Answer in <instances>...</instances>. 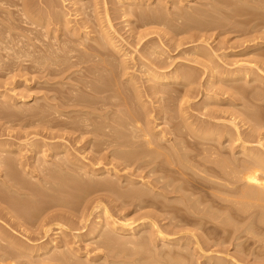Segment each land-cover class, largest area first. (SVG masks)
<instances>
[{
    "label": "bare ground",
    "instance_id": "bare-ground-1",
    "mask_svg": "<svg viewBox=\"0 0 264 264\" xmlns=\"http://www.w3.org/2000/svg\"><path fill=\"white\" fill-rule=\"evenodd\" d=\"M62 1L64 2L65 0H62ZM113 1L111 2L114 3ZM146 1L147 0H121V3H122L121 5H122V8H124L123 9L124 13L130 15L131 12H134L137 9V7H139V6H136V9H135L134 7L135 5H139L140 3H144ZM181 1H182V4L188 3L187 0H181ZM258 1L260 4H257L258 6L257 5L255 6L259 8L261 6V8L263 9L264 0H258ZM36 2L38 6L41 4L43 5L39 6V8L35 9L34 11H31L29 10L30 9L29 7L31 6V3H29V0L27 1L25 0H0V14L2 13L6 14L5 22L3 23V20H0V22H2L0 23V26H2L3 24V27H0V70L2 66H4L6 63L11 64V66L6 64L10 67L7 66V68H5L6 67L5 66L4 69L2 68V70H4L5 72L3 76L4 75L8 76L15 70L14 69L15 67L13 66V64L18 65L17 68L19 67V65H21V69H23L22 65H24V67L25 66L27 67L29 63H27L26 65L23 62H26L28 60L32 62V64H34L33 66L35 65H37V67L39 66L40 70L41 68L48 69L49 65L59 67L58 65H59V62L61 61L60 62L61 69L59 68L60 70L57 71L58 68L56 69L54 67V72H59V75H62V73L65 74L66 70L68 72V69L70 70L71 69L70 67L72 66L78 68V65H80L81 63H84V65H82L83 66L82 68L75 69L71 71L70 74L66 75L65 80L70 79L69 82L71 85V87L68 88L69 89L68 94H63V95L59 94L57 96H55L54 94L51 96L48 95V98L53 96V98L56 99V102L50 101L53 98L49 99L50 102L47 101V98H46V103L49 106L51 105L54 107V108L53 107L50 108V109L53 108L52 109L53 111L50 116L51 118L53 116L52 119H50V117L46 118V112L48 111H45L46 110L45 108H43L45 109L43 110L38 105L33 107V105L30 103V101L33 99L35 103H36V99H39V102H40L41 98H34L32 96L33 98L29 100V99H26L23 95L21 96V94L20 96H17V97L14 96L15 94L10 95L7 92V90H5L6 92L5 91L0 92V103H1L0 106L4 105L1 107L2 114L0 112L1 114L0 117L6 120L4 122L10 123L11 119L9 117H12V116H14L18 121L19 120L22 121L24 119L27 121V119L31 120V118L34 119L35 117L41 116V118L39 119H41V121L44 120V122L42 121V123L51 124L50 125L51 127L49 126V124H46L49 126L48 129L52 130L53 126L56 127L54 129H57L54 132L53 131L50 132L46 130L47 131L46 135L51 137L52 141H45L44 138H42L43 140L41 141L34 140L32 142L28 141L27 143H25V145L27 144L28 146L26 147V151L30 153L32 164L35 163V160L37 161L36 155L38 154L40 155L39 162L37 161L35 165L27 166V163L30 164L29 161L21 159L20 157V155L22 156L21 151L24 150L22 149L23 147L22 148L20 147L22 143L14 144L15 143L14 141H13L14 143H11L7 139H5L7 141H5L4 139L0 140V203L1 202L5 203V206H0V218H2L3 221L7 223V225L6 223H4L5 226H7L6 228H3L2 225L4 224L0 226V242H3L2 244L6 243V246L8 244V248L12 246L11 247L12 250L10 248L7 249V247L6 248L1 247L0 264H193L194 263L195 261L194 259H193L194 261H192L193 263H191L190 259L192 257L189 258L190 257L189 251L188 253L186 251H183V250H187L186 247H189L188 242H185V241L182 242L180 246L182 250L176 249L179 247L178 244L180 243V240L182 239H179L180 237L169 238L165 236L164 234L165 231L162 233L160 230L161 228L160 227H159L160 229L157 228V225L155 221H153V219H151L152 221L150 220L151 222L150 221L141 222L138 224L137 223L133 224L134 222L128 223L127 221L124 222L122 221L123 220L122 217H121V221H116L118 220V218L114 220L115 218L113 217V215L112 217L114 219H111V215H110L111 213L109 214L107 212L108 208L106 209V206H105L106 204L104 203L105 205H103L102 203V199L104 198V196H107V197L112 196V199L114 198L113 201L118 200L120 204L121 202H123V204L126 203L125 206L127 205V203L129 204L131 203L133 204V206L137 205L139 207H143L144 205H146L148 207L154 206L155 208L162 207L161 209H165L163 207L170 208V207L176 206V204L174 205L173 203L177 201L178 197L174 199L176 200L174 202L172 201L173 199L171 200L173 202V203L171 202L172 204L167 203L168 201H166V203H163L162 201H156L157 199H155L154 197L157 195L164 197L166 194L170 193L172 190L174 192L176 190L182 189L183 192L182 190H180V192L182 193V200H181L182 208L187 207L186 209L188 212L186 215L190 214L189 211L196 212V214L197 213L200 214L199 216L197 214V217L196 215L194 217H196V221L197 219L200 218L201 221L199 220V223L201 222V225L199 223H196L195 219H193V215L195 213H192L193 214L191 215L192 217L189 216V218L193 219V223L196 225L199 224L200 226H202V220L207 221L205 222V224L203 221V226L206 225L207 223L210 224V222L215 223V221H218V222L220 221L219 224L218 223L216 224H218L219 226L221 225V227L224 230H226L227 233L230 231V229H232L230 232L233 231L234 233L233 232L232 233L234 235L236 234L235 231L236 232L237 230L239 231L241 227L239 224L241 220L243 221L245 218V221H243L245 225V222L248 216L249 218L251 217L250 219H252V217L254 219L256 218L255 219L256 223H255V220H252V222L250 223L251 225L253 224V221L255 225L257 223H261L264 225V149L261 150L259 149L260 148L259 146L256 145L257 147H255L254 144L252 145L250 144L251 142H253L252 139L258 136L256 137L257 138L256 142L257 144L261 145V147L263 146L260 140L264 138V134L260 133L261 131L260 129L262 127L264 128L263 126L264 120H263V124H260L261 122H258L257 120L261 118L259 119V121L260 120L262 121L264 117L262 115V113L264 112L262 113L257 112L259 110L262 111V109L258 108L257 110L255 108L256 106L255 105L253 107L254 112L252 111L248 112L247 111L249 110L248 106H245L247 110L245 107L243 109L241 108V110L240 108L238 109L237 107V111H235L236 112L235 113L234 109L236 108H232L233 110L231 111H233L232 112L234 114L233 117H235V114L241 112L242 113L241 117H244V119L237 117V116H240L241 113L237 114L236 117L243 121L247 119L246 122L251 120V124H252L250 128L252 130V133L251 134L248 133L247 135L245 134L244 135L245 137H243L242 142L239 143L238 145H235V142H234L235 138L233 137L236 133H232L230 129H228L229 127L226 128L225 125H223L222 127L221 126L222 124L220 125L213 124V123L206 124L207 120L205 121L206 125L203 123L201 124L199 122L200 120L198 121L196 119V121H194L195 119L193 117L192 118L194 120H191V117H190L191 115L188 114L190 112H187V109L193 107L196 104L189 103L190 101L189 100H188L189 102L187 101V97L190 96L192 93L193 94L195 93V97H196L199 94L198 90L200 88L199 89L197 88L198 90H195L196 89L195 88L193 91L192 85H194L193 83L197 82L198 79L196 80L197 77H194L193 74L190 73V70L189 71L187 69L180 70L181 69L180 67H179L180 69H173V68L172 70L167 69L165 66L166 64H164L165 62H160L161 60L160 61L156 60L150 64L148 62L147 63L142 62L140 63V65H138L139 67L136 69H138V71L141 72V75H144L145 80H143L142 79L143 76L137 77L134 73L126 72V69L131 67L127 64V62L126 63L124 62L125 64H123V63H120L122 60L114 61L111 58L113 55L112 50L116 51L117 53H119L120 51V48L116 43L117 40H115L116 38L120 39L118 38L120 36L118 37L115 36L116 30L112 29L113 26L110 23V19H109L110 16H108L109 13L107 11L108 9L106 6L108 0H101L103 4V8L105 10L104 12L106 13L104 15H106L105 21H107L106 23L107 25L105 26L102 25V23L99 22V20L101 21L102 19L101 18L99 19L97 17L95 18V21L98 20L97 25L96 24L95 26L93 25L94 27L89 25L90 27H92L91 30L89 31H84V30L81 31L79 30V28L78 29L72 28V26L71 28H69V26H67V23H69L71 20H69L70 18H68V16L65 14L67 12L65 13H63L64 11L63 12L61 11L62 13L60 12L63 6L60 5V9L58 8L59 4L57 2L59 1L37 0ZM96 2L97 0H93V3L88 2L90 4H86L85 7L88 9V12L84 13V16L93 14V12L95 11ZM176 2L177 0L171 1V3H176ZM224 3L226 4L227 2H224ZM83 5L84 4H81V6L79 7L80 10ZM131 8L135 10H132ZM152 8H149V9L152 10ZM12 9H16V10H12ZM237 9H240V8L238 7ZM142 10L144 11L143 8ZM138 11L141 12V9L140 10L138 9ZM220 11H221V8H220ZM237 11L238 10H236V12ZM240 11L241 10H239L237 14H239ZM77 12H78V8H77ZM148 12L147 13L142 12V15L139 18L142 20L141 24L139 22L140 25L145 26V25H151V24L157 23L156 20L153 21L152 19V18L155 19L154 11H152L153 15L151 14V11L150 13ZM218 12H219V9H218ZM232 12L235 13V10L231 11V14L233 15ZM243 12L244 11H242L241 13ZM252 12H255V10L252 9L251 13ZM214 13H216V10ZM225 13L223 14L221 12V15H219L220 18L216 20L219 21L220 19V21L223 22V16L226 17L228 15L226 17L228 18L229 17L228 13H230V11L227 12L226 15ZM248 13L251 14L250 12ZM178 14L179 13H177L176 15ZM15 15H17L18 18H16ZM40 15L44 17L43 20L40 19L39 17ZM82 15H83V12H82ZM179 15L181 16V14ZM136 16L138 17V13L136 14ZM178 16L176 17L179 18ZM203 16L200 15V18ZM254 16L255 18L256 17L259 18L258 19L259 21L261 20L259 24H257L256 22V24L260 26V23L264 22L263 21L264 16L262 18V15L259 16V14L257 13V15H253L252 17H250L251 20L252 18L255 19ZM231 17H234V15ZM92 18L94 19V17ZM93 19H90V21L91 20L93 21ZM203 19L204 18H201L202 21L201 20H198V21L204 23L203 21L205 20ZM213 19L214 21L211 27L213 26V24H215L214 22L218 24V21H215V17ZM227 22L225 25H228ZM94 23L95 22L93 21V24ZM52 24L54 27L50 26ZM223 25H224V22L222 24V27ZM48 26H50L51 32L53 33L51 38L47 32ZM160 26H161V23H160ZM162 26H163V22H162ZM205 26H207V24ZM218 26L219 28L221 27V25H218ZM36 27H38V30L36 29ZM80 28L84 29V27H80ZM15 29L16 30L18 29V30L16 31ZM20 29L21 31H19ZM64 30L65 32L67 31L69 32L68 35H70L71 33V35L75 37L77 36L78 38H80V40L78 39V42H74L69 37L70 39L69 38L68 39L70 41H73L76 44L72 45V42H70V45H68L66 44L67 43L66 38L68 36L66 38H63L62 39L63 41L60 40V38L59 39L56 38V37H59V36H56L57 35L56 32H60V33L62 32L64 36H66L67 34L63 32ZM96 31L98 32V34L92 36L91 32L96 33ZM251 37H253V35ZM48 39L54 41L55 43L51 41L53 44L49 43L47 45ZM88 40H92L94 44L92 45H90V43L85 44L86 41ZM250 46L253 47L252 49L260 48L264 46V39L261 40L260 38V40L258 41H255V42L253 41V43ZM81 49L89 50V51L87 50L88 54L86 51L83 52L84 54H86L84 56H87V58L83 57V53L81 54L83 50ZM78 50H80V52H78ZM206 50L202 46L201 47L199 46L198 48L196 47L195 50H192L193 52L191 53H196L199 55H207L206 58L207 57L213 58L212 55L210 56L207 54ZM62 51L64 52L66 51V53ZM76 52H78V54H76ZM153 52L155 53L154 49H153ZM34 53H38V56L40 57L34 58V59L31 58L32 60L29 59L30 57L33 56ZM79 53L81 54L80 56H78ZM63 54H66V55H63ZM36 55L37 54H35L34 57ZM216 56L218 57L219 55H216ZM52 58L56 60H52ZM70 58H75L76 61L74 59L73 63L70 64V62H72V60L69 62ZM257 59L251 60V61H254V63H256V61H259L261 63L262 59L261 58H257ZM48 60L49 62L47 63L46 61ZM210 60L212 61V59ZM123 61H124V58H123ZM218 61L220 62V60ZM45 62L48 64V66H46L47 64L44 65ZM155 62H158L159 65H156L157 63ZM2 63H5V64L2 65ZM212 63L213 62H211V64ZM228 63L223 62L222 64L214 63L213 65L209 64L211 66L207 65L208 69H207V75L205 79V85H209L210 88L214 86L215 87L214 89H217V90L224 89V92L226 88H229V89L231 88L232 92L234 93L233 95L236 96L239 94L238 96L239 99L241 98L240 97L241 95L243 97L242 100L247 99V98L244 99V97H248L249 99V95L251 96L252 93L253 94L251 98L255 97V98L261 99L260 96H262L264 90L258 87L260 84L259 85L254 84L256 81L260 82V81H263L264 79V72L260 71L261 68H259V65H257L258 62L256 63L255 66L248 65L247 63H244L243 65L242 63H238L237 61L233 63H230V62ZM61 64H63V66ZM30 65L31 63L29 64V66ZM43 65H44V68H43ZM33 66L31 65V67L29 68H32ZM17 68L16 70L20 69V68L18 69ZM164 68H166L167 70H164ZM51 71H53L52 68L50 69V72ZM75 72L77 73V76H75L76 78H72L73 76L71 77V75ZM127 73L128 75H126L124 79H121L122 77L121 75H125ZM13 75L15 74L13 73ZM26 78L28 79V77H25L23 82L25 81L27 82ZM139 79H142L144 83ZM145 81L148 83L145 84L146 83ZM11 90L12 88L10 89V91ZM259 90L263 92L261 93L259 92ZM232 92H231V95H232ZM258 92L261 94H259ZM160 93L164 95H161ZM206 94L208 93L206 92L205 96ZM216 95H212V98L215 99L216 97H218ZM149 97L154 98L155 101L158 102V106L156 110L154 109V106L152 105L154 102L152 100L151 101L148 100ZM263 98L264 97H262V99ZM209 99L212 100L211 97ZM224 99H227V98H224ZM43 100L42 102L45 101ZM34 101H32V103ZM52 101H55V100H52ZM42 102L38 104H42ZM262 102L264 101H261V103ZM28 103L31 104L30 107L29 105H27L26 107V104ZM46 103L44 107L46 106ZM249 103H251V101ZM21 104L25 105L23 106V108L24 107L26 108L23 109L21 107L22 106ZM204 104H205L204 107L207 106V104L209 105V103L206 104V102ZM173 105H175L174 108L172 107ZM210 105H212V102ZM232 105H234L235 107L236 104L233 103ZM244 105H246V103ZM251 105L253 104L251 103ZM46 108L47 110L49 109L48 107ZM9 110L11 112H8ZM252 115H254L255 118ZM13 119H12V122H15L16 120L13 121ZM158 119L161 121L156 123L155 120H158ZM175 119L177 120V122L173 121ZM235 119L234 118L232 120L230 119L228 123L230 124V126L232 125L236 129V126H239V125L235 126V122H234ZM36 120L39 121L38 118L37 119L35 118V121ZM169 120L172 121V124H170L171 122ZM20 121L19 123L21 124ZM37 121L36 123L40 122V121L39 122ZM165 121L169 123H166ZM252 121L254 123H252ZM173 122H176V123H173ZM31 123L27 122V126L28 124L31 125ZM160 123H163V124L165 123L164 127L168 126L169 129L166 127H165L166 129H162V128L159 129ZM25 124L26 123L24 122L23 125ZM47 127L45 128L47 129ZM166 134H173L174 136H176V139L179 138V140H176V139L174 140L173 138H172L173 140H171L168 136H166ZM19 135L20 134H18V136ZM18 136L14 135L15 138ZM52 138L56 140H53ZM58 138L60 139V141H57ZM165 142H167V144ZM254 143H255V140H254ZM76 144H79V145H76ZM184 150H187V151H184ZM11 153L14 154V156ZM88 153L89 155H87ZM30 157H28V159H30ZM23 158H24V155H23ZM131 166L133 167L132 168L133 171L132 170H131L132 172L128 171L131 174L120 172L121 170H125ZM18 167L20 168L18 169ZM17 170H20V173H18ZM21 171H23V173L27 177L30 178L29 180H27L28 182L26 181V179H24L25 177L23 176V174H22V177L18 175V174H21ZM200 171L203 172L202 174L204 176L203 177L201 176L202 178H200L199 176L200 179L198 180H196L198 176H194V178L196 177L194 179L192 174L197 175L199 174ZM133 173H135V175L138 173L137 174L138 176L133 177L132 176ZM151 176L152 177L154 176L153 178H151L153 182L148 179ZM36 177L38 178L37 182L34 181L36 182V184H32L33 182L29 183V181L32 178H36ZM162 179H164V182H162ZM191 181L192 182L198 181L197 182L198 184L196 186L197 189L198 187L199 189L203 187L206 189H209L211 192V195L213 194L215 197L210 196L212 198L210 200L207 197L209 196V194L205 192L207 191L205 189L204 190L205 193L202 195L203 197H201L200 195L202 199L199 197L193 198L194 194H192L191 190H190V193L188 191V189H190L189 183L193 187V184L191 183ZM176 182H179V183L176 184ZM157 183H160L161 185L158 186ZM155 185L158 187H155ZM220 187L221 189H219ZM153 188H156L155 191H153ZM46 189L47 190L49 189L50 193L51 191L52 192L59 191V194L61 195L58 196L59 202L57 203L58 205L59 203L60 205L61 204L65 206L67 205V207H64V208L68 210L70 208H71L70 210L74 208L71 206L74 204V202L72 201H75L73 198H76V196L78 198L80 197V195L81 197L83 195V197L85 198V196H87L88 194H91V195L95 194L94 198H96V201H95L97 203L96 207L101 206V209H100L101 212L97 214L93 224L92 222L91 224L90 223L87 224L90 215L87 214L89 216L88 217L85 213L80 214L78 212L80 215L76 214L77 215L76 216L75 214L67 212L68 211L67 210L65 211L67 212V214H64V212L63 213L54 212V213L46 214V212L50 210V208L52 207H43V206L32 207V205L30 206L28 204L30 202H27L28 205L26 206L28 207H25L24 206L26 204L25 200L24 202H22L23 204L25 203L24 205L22 204L23 206H21V203H20L21 200H20L19 203L21 207H18L17 204L19 203H17V201L20 199L21 196H25L26 198L31 200V202L33 201L34 203L35 202L45 203V201H47L45 200L46 196L44 195ZM70 189L71 191H69V194H68L67 191ZM23 190H25V192H23ZM151 190H152V193L150 192ZM6 191H10V193H12L13 195L18 194L19 199L15 201L16 199L13 200L10 196L8 195L5 196L3 192H6ZM197 191L198 190H196V192ZM216 191L218 192L217 195H216ZM62 192L67 193L68 195L66 197H63L64 195ZM187 192L189 194L185 195V193ZM200 192H202V189ZM219 192H221V194ZM42 194L45 196V198ZM206 194L207 196H205V198H208L210 202H212V203H208L207 204L208 206L206 205V200L205 201L203 200L204 195ZM55 195L57 196V194ZM55 195H53V197H55ZM28 199L27 201H29ZM55 199L53 203L55 202ZM163 199H165V197ZM48 200L50 201V199ZM165 200H167V198ZM178 202H180L179 199H178ZM202 202L205 203V206H207L208 208L204 207L203 209L202 206H198V204L201 205ZM214 202H216V204ZM46 203H49V202H46ZM53 203L51 204L49 203V204L53 205ZM69 204L71 206H69ZM55 205L56 204H54V206ZM216 205L219 208L221 207L220 209H222L223 207V210L225 207H227L225 208L226 210L224 211L222 210L224 212L223 215H222L223 212L219 208H214ZM178 206L179 208L177 207V211L180 209L179 204ZM192 207L193 209L190 210V208ZM195 207L196 208L198 207V209L197 210L194 209ZM232 207L234 208L236 207V208L232 209ZM62 208L63 207H61V209ZM117 208L119 209V207ZM168 209H165V211L167 210L168 213H170V215L172 216L171 212H174L175 209L170 210L171 212H169ZM215 209L216 210L219 209L222 213L217 212ZM154 210L155 209H153V212L155 214ZM182 210H183L182 217L184 215L183 219L184 218L186 219L187 216L185 217V214H184L185 208ZM57 211H60V210H57ZM167 211L164 213V215L167 214ZM179 212L180 211H178L177 213ZM76 213H77V210H76ZM148 213H150V211ZM148 213L144 215L150 217ZM180 214L181 213H179V215ZM78 215H79L80 220H78ZM72 216L76 217V219L78 220V223H80L79 227L80 226H81L80 228L86 227L87 231L83 233L81 231L78 233V230H77V232H74V230L76 231L77 227L73 226V222H77V221H75L74 220L75 218H72ZM176 216H175V219H177ZM235 217L237 219L238 218L240 219L242 217L243 219L241 218L238 223V220L234 219ZM38 219L40 220L37 221V223L39 224L41 222L40 227L42 226L44 227V225L47 224V226L42 229L36 228L39 234H42V236L45 237L47 235V232H51L49 231L50 229H59L58 235L56 237L50 236L49 238L48 237L50 235L49 234L47 236L48 238L46 237L47 239L45 238L46 240H44V242L36 246H29L31 244L29 243V240L31 239H29L28 236H32L34 231L32 233L30 231L28 232L27 230H29V228L25 227L23 231L27 234L26 237L29 240L28 241H26V239L24 240L27 243H29V245L19 242V241L11 240V236L9 235L7 228H12L15 226H24V225H29V227H31V223H33L32 221H36ZM68 221L72 222V225H70ZM188 221H184V223ZM62 222H65V224H63ZM34 224L36 223H33V225ZM66 224L73 228L66 226ZM52 225H55V227L53 226V228H51ZM211 225H213L212 226L213 228H211L210 226L211 229L209 230L211 231V233L214 230L212 234H213V238L215 239L216 237V239L213 240L211 237L210 238L213 241H216L217 237L219 236H217L218 234L216 235L214 233L216 230L214 229L215 224H211ZM200 226L198 227L197 225L198 228H200ZM203 226H202V229H203ZM219 226L217 228H219ZM35 227H37V225H35L34 228ZM67 227L73 230V231L70 230L72 231L73 236H71L70 231H68L70 232L69 233L70 235L68 234V232H65L64 229ZM154 227L156 229H154ZM251 227L254 228L255 226L253 227L252 225L248 227L247 225H245V227H243V231L244 232L247 231L246 229L250 230ZM259 227H260V224H259ZM69 228H67V230ZM204 228L207 229V226H205ZM224 230L221 229L219 233L222 234L221 231H224ZM254 230H253L254 231L253 234H255V232L258 233L256 229ZM52 231H55V233H57V230H52ZM176 231L177 230H175V232ZM207 231L208 229L206 230V232ZM263 231L264 230H262L261 232ZM206 232H204V234H206ZM223 233L225 234V231ZM214 234H215V237H214ZM237 234L234 237L238 238L239 235ZM198 235H200V230H199ZM262 235H264V233ZM230 236L232 237V235ZM40 237H38L37 240H40L42 238ZM72 237L77 238V240L79 241H85V240L87 242L89 241L88 243L87 242H84V243L89 244V246L91 244L93 249L91 247L90 248L92 249V251L97 250V253H92L93 255L92 254L90 255L88 248H86L85 250L84 249L81 250L79 245L75 244L76 242L74 241ZM224 237H222V239ZM207 238L209 237H206V240L209 241L210 238L209 239ZM252 238L253 239L255 238V240H258V236L256 239V235L255 237H252ZM32 239H35V238H32ZM156 239H159L162 241V246H166L167 244V247L169 249L164 248L165 251L163 252L162 250L158 249L162 253L158 252V250H154L155 248L154 242L156 241ZM218 239H221V238H218ZM262 239H263V236H262ZM37 240H34V241H37ZM259 241L260 240H258V242ZM202 242L204 243L205 241H202ZM170 244L171 246H176V247L172 248L170 247ZM241 244L243 243L241 242ZM162 246H159V247H162ZM206 246H209L208 243ZM237 247L240 248V246H237ZM246 248H240L239 251L244 253V255L246 254L247 256L245 255V257L248 258L249 251H247ZM212 249L216 250V248H212ZM221 249L224 250L223 246L221 247ZM257 249H258L257 250L258 252L259 248ZM236 252L238 251L236 250ZM209 254L205 255L202 253L201 256L200 255L198 256L203 258L202 261H204V264H234L236 263L233 260L234 258H237V256L234 258L229 257V259L230 258L231 259L228 260V259H225L224 256L223 258L222 256H218L216 254H215L216 256L209 255ZM231 254L233 253L231 252ZM259 254L261 253L259 252ZM31 255L36 257L33 259L35 261L27 262L26 260L28 258H26V256L29 257ZM136 255H139V256L135 257ZM250 256H252L251 252H250ZM24 257L26 258V260L24 259ZM259 259L260 260L258 262L262 260L261 257ZM23 261H25L26 263H24ZM251 262L255 263L256 260L255 262L251 260L250 263ZM263 262L264 260L262 261V263ZM237 264H241V263L237 262Z\"/></svg>",
    "mask_w": 264,
    "mask_h": 264
},
{
    "label": "rangeland",
    "instance_id": "rangeland-1",
    "mask_svg": "<svg viewBox=\"0 0 264 264\" xmlns=\"http://www.w3.org/2000/svg\"><path fill=\"white\" fill-rule=\"evenodd\" d=\"M25 1H27V0H25ZM37 0H29V3H31V6L29 7L30 9L29 10H31V11H34L35 9H37V8H39V6H42L43 4H41V5H37V2H36ZM56 1H59V2H57L58 4H59V9H60V5H62L63 7L61 8L62 10H60V12L62 11H64L63 13H65V12H67V13H65L67 16H68V18H70L69 20H71L69 23H67V26H69V28H71V26H72V28H76V29H78L79 28V30H84V31H89V30H91V28L92 27H90V26H95V24L97 25V21L98 20H96L95 21V18H101L102 20V22L99 20V22L100 23H102V25H107L106 23H107V21H105V19H106V15H104V14H106L104 11V8H103V4H102V2H101V0H97V2H96V4H95V11L93 12V14H89V15H86V16H84V13H86V12H88V9L85 7L86 6V4H90V3H93V0H65L64 2L62 1V0H56ZM111 1H113V0H108V2H107V11H108V13H109V15L108 16H110V23H111V25L114 27H112V29H114V30H116V35L115 36H120V37H118V38H120V39H115V40H117V45L119 46V48H120V51H119V53H117L116 51H113L112 50V53H113V55H112V59L114 60V61H119V60H122L123 61V58H124V61L122 62H120V63H123V64H125L126 62H127V64L129 65V66H131V67H129L128 69H126V72H128V73H134L137 77L139 76H143L142 77V79L143 80H145V78H144V75H141V72H139L138 71V69H136V68H138L139 66L138 65H140V63H152V62H154V61H156V60H158V61H160V62H165L164 64H166L165 66H166V68L167 69H171L172 70V68L173 69H180V70H182V69H187L188 71L190 70V73H192L193 74V76L194 77H197L196 78V80H197V82H194L193 84L196 86H194V85H192L193 87V91H194V89L195 90H198L199 88V94L195 97V93L193 94H191L190 96H188L187 97V101L189 102V103H194V104H196V105H194L193 107H191V108H189V109H187V112H190V113H188L189 115H191L190 117H191V120H194V121H196V119L202 124H205V121H206V124H218V125H220V124H222L221 126L223 127V125H225V127L226 128H228V129H230V131L232 132V133H236L235 135H234V137L233 138H235V140H234V142H235V145H238L239 143H241L242 142V139H243V137H245L244 135L246 134H251L252 133V130L250 129L251 128V126H252V124H251V120L250 121H247L246 122V120H241L242 118L244 119V117H241L242 116V113L241 112H239V113H237V114H240V116H237V114H235V117L237 116L238 118H241V119H238L237 117H236V119H235V117H233L234 116V114L232 113L233 111H231V110H233L232 108H236V109H234V112L235 111H237V107H238V109L240 108V110H241V108L243 109L245 106H248L249 107V110H247V108H246V110L249 112V111H252V112H254V106H255V108L258 110V108L259 109H262V111H257V112H260V113H262V112H264V102H262L261 103V101H264L263 99H262V97H264V92H263V94H262V96H260L261 97V99L260 98H255V97H253V98H251L252 97V94H251V96L249 95V99H248V97H244V99L245 98H247V99H245V100H242L243 99V97L240 95V99H239V94L238 95H233L234 93L232 92V89L230 88H226L225 89V92H224V89H214L215 87L213 86H211L212 88H210V86L209 85H205V79H206V75H207V65L208 66H211V65H213L214 63H217V64H222L223 62H226V63H228V62H230V63H233V62H235V61H237L238 63H242L243 65H244V63H247L248 65H252V66H255L256 65V63H257V65H259V68H261L260 69V71H262V72H264V64H262V63H264V46H262V47H260V48H257V49H252L253 47L252 46H250L252 43H253V41L255 42V41H258V40H260V38H261V40L262 39H264V36H263V34H264V22H261L260 23V26L259 25H257V24H259V22L261 21H259L258 19L259 18H255V16H254V18L255 19H253L252 18V20H251V18L250 17H252L253 15H257V13L259 14V16L260 15H262V18H263V16H264V8L262 9L261 8V6H260V8L259 7H256L255 5H257V4H260L259 3V1L258 0H187V2L188 3H184V4H182V1L181 0H177V2L176 3H171V1L172 0H147L146 2H144V3H140L141 4V6H140V4L139 5H135L134 7H135V9H136V6H139V7H137V11H138V9L140 10L141 9V12H137L135 9H133V8H131L132 10H135L134 12H131L130 13V15L129 14H125L124 13V8H122V3H121V0H114L113 2L114 3H112ZM170 1V2H169ZM88 2H90V3H88ZM116 2V3H115ZM224 2H227L226 4H227V6H226V4L224 3ZM261 2H263V1H261ZM224 3V4H223ZM229 3V4H228ZM81 4H84L82 7H81V10L79 9V7L81 6ZM214 4V5H213ZM262 5V4H261ZM258 6V5H257ZM263 6V5H262ZM153 7V8H152ZM214 7H216V8H214ZM240 8V9H237V8ZM19 8H20V6H19ZM63 8H64V10H63ZM77 8H78V12H77ZM142 8L144 9V11L142 10ZM149 8H152V10L151 9H149ZM220 8H221V11H220ZM232 10H231V9ZM236 8V9H235ZM218 9H219V12H218ZM252 9H254L255 10V12H252L251 13V10ZM261 10V11H259V10ZM12 10H16V9H12ZM76 10V11H75ZM147 10V11H146ZM148 10H149V12H148ZM179 10V11H178ZM215 10H216V13H214L215 12ZM223 10V11H222ZM225 10V11H224ZM235 10V13H233V15H234V17H231V16H233L232 14H231V11H234ZM236 10H241L240 12H239V14H237V12H236ZM248 10H250V11H248ZM257 10V11H256ZM150 11H151V14L153 13L152 11H154V15H155V19L154 18H152L153 19V21H155L156 20V24H151V25H145V26H142V25H140L141 23H142V20L141 19H139L140 18V16L142 15V12L143 13H150ZM229 12L230 11V13H228L229 14V19L228 18H226L225 16H223V22H224V25L226 24V22L227 21H229V22H227V24L228 25H225V27H224V25H223V27H222V24H223V22L222 21H220V19H219V21L218 20H216V19H218V18H220V16L219 15H221V12L224 14L225 12ZM242 11H244L243 13H241ZM250 12L251 14H249L248 12ZM61 12V13H62ZM80 12V13H79ZM82 12H83V15H82ZM226 12V13H227ZM263 12V13H262ZM107 13V14H108ZM138 13V17L136 16V14ZM177 13H179V14H181V16L179 15H176ZM201 13V14H200ZM226 13H225V15H226ZM241 13V14H240ZM253 13H255V14H253ZM157 14V15H156ZM201 16H203V17H201V18H204L203 20H205V21H203L204 23H202V22H200V21H198V20H201V18H200V15ZM203 14V15H202ZM231 14V15H230ZM236 14V15H235ZM94 17V19L91 17ZM153 15V14H152ZM218 15V16H217ZM250 15V16H249ZM5 16H6V14H4V13H2V14H0V20H3V23L5 22ZM91 18H90V17ZM136 16V17H135ZM158 16V17H157ZM161 16H162V18H163V20H164V18H165V20L163 21L162 20V18H161ZM163 16H165V17H163ZM173 16V17H172ZM176 16H178L179 18H177ZM15 17L16 18H18V16L17 15H15ZM40 17V19H42L43 20V18L44 17H42L41 15L39 16ZM84 17V18H83ZM181 17V18H180ZM215 17V21H218V24L216 23V22H214L215 24H213V26L211 27V25H212V23H213V21H214V18ZM248 17H249V19H248ZM86 18V19H85ZM132 18V19H131ZM82 19H84V20H82ZM90 19H93V21L95 22L94 24H93V21L91 20L90 21ZM135 19V20H134ZM137 19H139V20H137ZM159 19V20H158ZM261 19V18H260ZM86 20H88V21H86ZM151 20V19H150ZM161 20V21H160ZM227 20V21H226ZM258 20V21H257ZM263 20V19H262ZM86 21V22H85ZM133 21V22H132ZM202 21V20H201ZM264 21V20H263ZM80 22V23H79ZM88 22V23H87ZM139 22H140V24H139ZM161 23V26H160V23ZM162 22H163V26H162ZM221 24H220V23ZM256 22H257V24H256ZM0 23H2V22H0ZM77 25H75V24ZM82 23V24H81ZM87 23V24H86ZM80 24V25H79ZM85 26H84V25ZM207 24V26H205ZM263 24V25H262ZM75 27H74V26ZM83 25V26H82ZM88 25V26H87ZM90 25V26H89ZM101 25V24H100ZM218 25H221V27L219 28V26ZM51 27L53 26V24L52 25H50ZM50 26H48L47 27V32H48V35L50 36V38H51V36H52V32H51V28H50ZM79 26V27H78ZM93 26V27H94ZM204 26V27H203ZM0 27H3V24H2V26H0ZM54 27V26H53ZM80 27H84V29H82V28H80ZM216 27V28H215ZM259 27V28H258ZM50 28V29H49ZM204 28V29H203ZM206 28V29H205ZM261 28H262V30H261ZM36 29L38 30V27H36ZM201 29V30H200ZM16 30V29H15ZM18 30V29H17ZM16 30V31H17ZM50 30V31H49ZM19 31H21V29L19 30ZM67 31V30H66ZM81 31H79V32H81ZM63 32H65V30L63 31ZM66 34V36H64V34L61 32H56V36H59V37H56V38H60V40H62L63 38H66L67 36V38H66V42H64V43H66V44H68V45H70V42H72V45H74V44H76V43H74V42H78V39L80 40V38H78L77 36L75 37V36H73V35H71V33H70V35H68L69 34V32L67 31V32H65ZM91 34H92V36L93 35H96V34H98V32L96 31V33L95 32H91ZM118 34V35H117ZM261 36H260V35ZM253 35V37H251V36ZM260 36V37H259ZM74 41H70L69 39L70 38ZM122 37V38H121ZM257 37V38H256ZM69 38V39H68ZM259 38V39H258ZM252 41H251V40ZM256 39V40H255ZM69 42H68V41ZM205 40V41H204ZM52 40H49L48 39V43H47V45L49 44V43H51V44H53L52 42H54V41H52ZM63 41V40H62ZM61 41V42H62ZM64 41H65V39H64ZM249 42V43H248ZM55 43V42H54ZM89 44L90 43V45H92V44H94V42L92 41V40H88V41H86V43L85 44ZM251 43V44H250ZM56 45V44H55ZM87 46H89V45H87ZM155 46V47H154ZM157 46V47H156ZM203 47L205 50H206V52H207V54L208 55H212L213 56V58H210V59H212V61L207 57L206 58V56L207 55H199V54H196V53H191V52H193L192 50H195L196 49V47L198 48V47ZM154 47V48H153ZM194 48V49H193ZM251 48V49H250ZM110 49V48H109ZM153 49L155 50V53L153 52ZM81 50H83V49H81ZM87 50L88 49H84L82 52H81V54L83 53V52H87ZM89 51V50H88ZM157 51V52H156ZM213 51V52H212ZM215 51V52H214ZM62 52H64V51H62ZM62 52H61V54H62ZM78 52H80V50H78ZM78 52H76V54H78ZM190 52V53H189ZM64 53H66V51L64 52ZM214 53H216V54H214ZM35 54H37L35 57H34V55ZM80 53H79V55L78 56H80L81 55ZM87 54H88V52H87ZM40 55V54H39ZM63 55H66V54H63ZM84 55H86V54H84L83 53V57L85 58H87V56H84ZM216 55H219V56H221L222 57V59L224 60H222L221 59V57H217ZM201 56V57H200ZM203 56V57H202ZM38 57H40V56H38V53H34L33 54V56L32 57H30L29 59H31V58H38ZM255 57V58H254ZM257 58H261L262 59V61H261V59H260V61H261V63L259 62V61H256V63H254V61H251V60H255V59H257ZM75 58H70L69 59V62L72 60V62H70V64H72L73 63V60H74ZM126 59V60H125ZM9 60V59H8ZM32 60V59H31ZM52 60H56V59H54V58H52ZM153 60V61H152ZM213 60H215V61H213ZM218 60H220V62L218 61ZM248 62H247V61ZM257 60H259V59H257ZM68 61V60H67ZM75 61H76V59H75ZM74 61V62H75ZM216 61H218V62H216ZM221 61H223V62H221ZM246 61V62H245ZM47 63L49 62V60L48 61H46ZM44 63V65L45 64H47V63ZM58 62H59V60H58ZM61 62V61H60ZM60 62H59V67H55V66H48V64L46 65V66H48L49 68L47 69H42L41 68V70H40V68H39V66L37 67V65H35V66H33L34 64H32V62H30L29 60L28 61H26V62H23V63H25L26 65H27V63H31V65L33 66L32 68H29V67H31V65L29 66V64H28V68L25 66L24 67V65H22L23 66V69H21V65H19V67L18 68H20L19 70H16V68H17V66L18 65H16V64H13V66L15 67L14 69V71L10 74V75H4L3 76V74L5 73L4 72V70H2V68L4 69V67L5 68H7V66L8 65H10L11 66V64L9 63H6V64H8V65H6L5 63H2V65H4V66H2V68H1V70H0V92H2V91H5V90H7V92L10 94V95H14V96H20V94H21V96L23 95L26 99H29V100H31L33 97L34 98H41V100H40V102H39V99H36V103H35V101H34V99L33 100H31L30 101V103L33 105V107L34 106H36V105H38V106H40L42 109L43 108H45V109H43V110H45V111H48V112H46V118H49L50 116H51V113H52V109L54 108L53 106H49L47 103H46V98H47V101H49V99L50 98H53V96L52 97H50V98H48V95H55V96H57V95H63V94H68V91H69V87H71V85H70V82H69V80L70 79H68V80H65L66 79V75L67 74H70V72L71 71H73V70H75V69H78V68H82L83 66L82 65H84V63H81L80 65H78V68L77 67H70L71 69L69 70L68 69V72H67V70H66V72H65V74H63L62 73V75H59V72H54V67L57 69V71L58 70H60L61 69V67H60ZM125 62V63H124ZM168 62V63H167ZM211 62H213L212 64H211ZM65 63V62H64ZM90 63V62H89ZM155 63H157L156 65H159V63L158 62H155ZM66 64H67V62H66ZM65 64V65H66ZM69 64V65H70ZM209 64H211V65H209ZM229 64V63H228ZM262 64V65H261ZM44 65H43V68H44ZM62 66H63V64H61ZM86 65V64H85ZM171 65V66H170ZM230 65V64H229ZM10 66H8V67H10ZM45 66V67H46ZM170 66V67H169ZM184 68H183V67ZM189 66V67H188ZM35 67V68H34ZM175 67V68H174ZM180 67V68H179ZM193 67V68H192ZM17 68V69H18ZM36 68H37V70H36ZM53 69V71H51L50 72V69ZM60 68V69H59ZM63 68V67H62ZM166 68H164V70H167ZM203 68V69H202ZM204 68H206V69H204ZM56 69H55V71H56ZM196 69V70H195ZM36 70V71H35ZM47 70V71H46ZM49 71V72H48ZM48 74H47V73ZM53 72H54V74H53ZM204 72V73H203ZM261 72V73H262ZM13 73L15 74V75H13ZM50 73V74H49ZM51 73H52V75H51ZM55 73H56V75H55ZM128 73L127 74H125V75H121L122 77H121V79H124V77L126 76V75H128ZM194 73H196V74H194ZM263 74V73H262ZM73 76V77H72ZM75 76H77V73L75 72V73H73L72 75H71V77L72 78H76ZM25 77H28V79H27V82L25 81V82H23V80H24V78ZM79 77V76H78ZM205 77V78H204ZM108 79V78H107ZM142 79H139V80H141L142 82H143V80ZM200 79V80H199ZM65 82V83H64ZM67 82V83H66ZM146 82V81H145ZM144 83V82H143ZM148 82H146L145 84H147ZM2 84V85H1ZM68 84V85H67ZM255 85H259L258 87H260V88H262L263 90H264V79H263V81H256L255 83H254ZM70 85V86H69ZM201 86V87H200ZM205 86V87H204ZM257 87V88H258ZM12 88V90L10 91V89ZM198 88V89H197ZM203 88V89H202ZM261 89V90H262ZM205 92H204V91ZM215 90V91H214ZM256 90H258V89H256ZM261 90H259V92H261ZM222 91V92H221ZM6 92V91H5ZM208 93V94H206V96H205V93ZM210 92V93H209ZM213 92V93H212ZM231 92H232V95H231ZM258 92V93H259ZM261 92V93H262ZM4 93V92H3ZM70 93V92H69ZM203 93V94H202ZM212 93V94H211ZM256 93H257V91H256ZM261 93H259V94H261ZM161 95H164V94H162V93H160ZM210 94V95H209ZM217 94V95H216ZM29 95V96H28ZM35 95V96H34ZM212 95H216V96H218V97H216L215 99H213L212 98ZM231 97H230V96ZM33 96V97H32ZM229 96V97H228ZM42 97H43V99L45 100H43L42 99ZM45 97V98H44ZM208 97V98H207ZM211 97V99L212 100H210L209 98ZM220 97V98H219ZM234 97V98H233ZM236 97H238V98H236ZM152 97H149L148 98V100H152L154 103L152 104L153 106H154V109L156 110L157 109V106H158V102H156L155 101V99L154 98H152ZM224 98H227V99H224ZM233 98V99H232ZM219 99H221V100H219ZM239 99V100H238ZM252 99V100H251ZM260 99V100H259ZM38 100V101H37ZM42 100L44 101V102H42ZM52 100H55V101H52ZM52 100H50L51 102H56V99L55 98H53ZM209 102H208V101ZM215 100V101H214ZM237 100V101H236ZM242 102H241V101ZM247 100V101H246ZM32 101H34L33 103L35 104H33L32 103ZM49 101V102H50ZM149 101V102H150ZM195 101V102H194ZM212 102V105H210L211 104V102ZM234 101V102H233ZM251 101V103L253 104V105H251V103H249ZM255 103H253V102ZM256 101H257V103H256ZM260 101V102H259ZM42 102V104H38V103H41ZM206 102V104L207 103H209V105L207 104V106H205L204 107V103ZM246 103V105H244L245 103ZM45 103H46V106L44 107V105H45ZM236 104L235 105V107H234V105H232V104ZM260 103V104H259ZM1 104V103H0ZM31 104H26V107H27V105H29V107L31 106ZM203 104V105H202ZM242 104V105H241ZM248 104V105H247ZM258 104V105H257ZM22 105V104H21ZM42 105V106H41ZM233 106V107H231V106ZM250 105V106H249ZM2 106H4V105H1L0 106V112H1V114H2ZM23 106H25V105H22L21 107L23 108ZM203 106V107H202ZM242 106V107H241ZM252 106V107H251ZM26 107H24V108H26ZM46 107H48L49 109L47 110V108ZM51 107H53L52 109H50ZM173 108L175 107V105H173L172 106ZM250 107H251V109H250ZM261 107V108H260ZM23 108V109H24ZM40 108V109H41ZM194 108V109H193ZM202 108V109H201ZM193 109V110H192ZM51 111V112H50ZM256 111V110H255ZM8 112H11L10 110L8 111ZM171 112V111H170ZM172 113V112H171ZM211 113V114H210ZM232 113V114H231ZM236 113V112H235ZM0 114V115H1ZM49 116H48V115ZM53 115V114H52ZM211 115V116H210ZM232 115V116H231ZM262 115L264 116V113H262ZM48 116V117H47ZM213 116V117H212ZM254 118H255V116L254 115H252ZM194 119H193V118ZM197 117V118H196ZM8 118V117H7ZM11 119V122H12V119H13V121L14 120H16L15 122H10L9 120ZM8 119V121L10 122V123H6V122H4V121H6L5 119H2L1 117H0V129L3 131H1L0 130V140H5V139H7L9 142H11V143H14V144H21L20 145V147L22 148V149H24V150H22L21 151V154H22V156L20 155V157H21V159H23V160H27V161H29V163L30 164H28L27 163V166L28 165H35L36 163H37V161L39 162V159H40V155L38 154V155H36L37 156V161L35 160V163L34 164H32V159H31V157H30V153L29 152H27L26 151V147H28L27 146V144L25 145V143H27L28 141H30V142H32V141H41V140H43L42 138H44V140L45 141H52L51 140V137H49V136H47L46 134H47V131L46 130H48V131H56L57 129H54V128H56V127H54L53 126V129L51 130V129H48L49 128V126L51 125V124H49V123H46V124H49V126L48 125H46V124H44V123H42V121L44 122V120H42L41 121V119H39V118H41V116H39V117H35L36 119L38 118V120L40 121H37V122H39V123H36V121H35V118L33 119V118H31V120L30 119H27V121L24 119V120H22V121H20L21 122V124L19 123V121L14 117V116H12V117H9ZM52 118H53V116H52ZM51 117H50V119H52ZM235 119L234 120V122H235V126L236 125H239V126H236V129L231 125L230 126V124L228 123V121L231 119ZM45 119V118H44ZM225 119V120H224ZM259 119H261V118H259ZM259 119H257L258 120V122H261L260 124H263V120H264V117H263V119H262V121L260 120L259 121ZM30 120V121H29ZM168 120V119H167ZM202 120V121H201ZM26 123L25 125H23L24 124V122ZM31 121H32V123H31ZM161 120H155V122L157 123V122H160ZM170 121V120H169ZM173 121H176L177 122V120L175 119V120H173ZM210 121V122H209ZM223 121V122H222ZM227 121V122H226ZM27 122H30L31 123V125H29L28 124V126H27ZM164 122V121H163ZM166 123H169V122H167V121H165ZM171 123L170 124H172V121H170ZM176 122H173V123H176ZM198 122V123H199ZM208 122V123H207ZM225 122V123H224ZM245 122V123H244ZM18 123V124H17ZM195 123H197V122H195ZM224 123V124H223ZM236 123H238V124H236ZM252 123H254L253 121H252ZM165 124V123H164ZM164 124L163 123H160L159 125V129H166V128H168V126L165 128L164 127ZM169 124V125H170ZM183 124V123H182ZM205 124V125H206ZM228 124H229V126H228ZM251 124V125H250ZM168 125V124H167ZM25 126V127H24ZM48 126V127H47ZM263 126H264V124H263ZM45 127H47V129L45 128ZM51 127V126H50ZM232 127V128H231ZM245 129H244V128ZM248 127V128H247ZM261 128V127H260ZM259 128V129H260ZM169 129V128H168ZM167 129V130H168ZM233 131H232V130ZM259 129H258V131H259ZM237 130H239V131H237ZM241 130V131H240ZM243 130V131H242ZM261 131H260V133L261 134H264V128L262 127L261 129H260ZM18 131H19V133H18ZM21 131V132H20ZM27 131V132H26ZM30 132V134H29V132ZM42 131V132H41ZM248 131V132H247ZM5 132V133H4ZM23 132V133H22ZM34 132V133H33ZM238 132H239V134H240V132H241V134H240V136H239V134H238ZM245 132V133H244ZM42 133V134H41ZM18 134H20L19 136H18ZM34 134V135H33ZM44 134H45V136H44ZM49 134V133H48ZM10 135V136H9ZM14 135L16 136H18V137H14ZM23 137H22V136ZM33 135V136H32ZM42 135V136H41ZM40 136H41V138H40ZM166 136H168L171 140H175L176 139V136H174L173 134H166ZM237 136V137H236ZM255 136H256V134H255ZM13 137V138H12ZM22 139H21V138ZM27 137H29V138H27ZM30 137H31V139H30ZM33 137V138H32ZM35 137V138H34ZM241 137V138H240ZM256 137H258V136H256ZM256 137H254L253 139L255 140V143H254V140L252 139V141L253 142H249L251 145L252 144H254L255 145V147H257V146H259L260 148L259 149H264V138H262L260 141H261V144L263 145L262 147H261V145H259V144H257V142H256V140H257V138ZM20 140H19V139ZM25 140H24V139ZM38 138V139H37ZM168 138V139H169ZM173 138V139H172ZM237 138H238V140H237ZM33 139V140H32ZM53 139V138H52ZM7 140H5V141H7ZM23 140H24V142H23ZM53 140H56V139H53ZM176 140H179V138H177ZM14 141V142H13ZM22 141V142H21ZM57 141H60V139L58 138V140ZM240 141V142H239ZM237 142V143H236ZM24 143V144H23ZM166 144H167V142H165ZM248 143V144H249ZM76 145H79V144H76ZM257 145V146H256ZM25 147V148H24ZM188 150V149H187ZM187 150H184V151H187ZM17 153V152H16ZM12 154V153H11ZM84 154H85V152H84ZM13 156H14V154H12ZM23 155H24V158H23ZM62 155V154H61ZM87 155H89V153L87 154ZM27 156V157H26ZM59 156V155H58ZM28 157H30V159H28ZM20 167H18V169H19ZM128 168H130V169H128ZM127 169H125V170H121L120 172H125V173H128V174H131V173H129V172H132L133 171V167L131 166V167H128ZM132 170V171H131ZM129 171V172H128ZM17 172L18 173H20V170H17ZM139 172V171H138ZM190 172V171H189ZM17 173V174H18ZM136 173V172H135ZM135 173H133L132 174V176L133 177H137L138 175V173L135 175ZM140 173V172H139ZM142 173V172H141ZM197 173V172H196ZM203 172H199V174H192V176H193V178H194V176H198L197 178H196V180H198V179H200V178H202L204 175L202 174ZM22 174H23V176L25 177H23L24 179H26V181L27 180H29L30 178L29 177H27L24 173H23V171H21V174H18L19 176H21L22 177ZM199 176H200V178H199ZM202 176V177H201ZM154 177V176H153ZM152 176L151 177H149L148 179L150 180V181H152L151 180V178H153ZM194 178V179H195ZM166 179V178H165ZM32 180V181H31ZM30 181H29V183H32V184H36V182H37V180H38V178L36 177V178H32ZM34 181H36V182H34ZM178 181V180H177ZM216 181H218V180H216ZM28 182V181H27ZM153 182V181H152ZM162 182H164V179H162ZM198 182V181H197ZM197 182H195V181H191V183L193 184V187L191 186V184L189 183V187H190V189H188V191H189V193H190V190H191V192H192V194H194V196H193V198L194 197H199V198H201V197H203L202 195L205 193V192H207V194H209V196H207V194L206 195H204V201L206 200V205L208 204V203H212V202H210V200L212 199L210 196H214L213 194L211 195V192H210V190L209 189H206V188H201L202 189V192H200L201 191V189H199V187H198V189H197ZM221 182V181H220ZM177 183H179V182H176V184ZM195 183V184H194ZM157 185L158 186H160L161 184L160 183H157ZM158 186H156L155 185V187H158ZM192 187V188H191ZM218 187V186H217ZM216 187V188H217ZM155 189L156 188H153V191H155ZM207 190V191H205L204 192V190ZM219 189H221V187L219 188ZM49 190V189H48ZM47 189H46V191L48 192V194H47V192L45 191V193H44V195L46 196V198H45V196H44V198H45V200H47V201H45V203H43V202H41V203H34L33 201L31 202V200H29L28 198H26L25 196H21L20 197V199H19V197H18V194L16 195V194H12V193H10V191H6V192H3V194L5 195V196H10L13 200L14 199H16L15 201H17V199H19L18 201H17V203H19V201H20V203H21V206H23L25 203V207H28V206H26V205H32V207H38V206H43V207H52V208H50V210H52V211H50V210H48L47 212H46V214L48 213V214H50V213H54V212H59V213H63L64 212V214H67V212H69V213H72V214H81V213H85L86 215L88 214V215H90V217H89V220H88V222H87V224H91V222H92V224H93V222L95 221V218H96V216H97V214L98 213H100L101 212V206L100 207H96V205H97V203L95 202L96 201V198H94L95 197V194L93 195H91V194H88L87 196H85V198L83 197V195H82V197H81V195H80V197H78L77 198V196H76V198H73L75 201H72V202H74V204L71 206L70 204H72V203H70L69 204V206H71V207H74V208H72V210H68V209H66V208H64V207H67V205L65 206V205H60V203H59V205H58V203L57 202H59V195H61V194H59V191L56 193V192H52L51 191V193H50V190L48 191ZM180 190H182V189H180ZM180 190H176L177 191V193H176V191H174L173 192V190L170 192V190H169V192L170 193H168V194H166L164 197H165V199L167 198V200H165V199H163L164 197L163 196H155L154 198L155 199H157L156 201H162L163 203H166V201H168L167 203H171L172 201L174 202V201H176V200H174V199H176V197H178L177 198V201L176 202H172L174 205L176 204V206H173V207H175V208H173V207H163V208H165V209H168L169 210V212H171L170 210H173V209H175V211L174 212H171V214H172V216L170 215V213H168V211H167V214H165L164 215V213L166 212L165 211V209H161L162 207H154V206H146V205H144L143 207H139V206H137V205H134L133 206V204H129V203H127V205L125 206V204L126 203H124L123 204V202H121V204H122V206L124 205L125 206V208H124V206H123V208H122V206H121V204H120V202H118V200H116V201H113V199H112V196L110 197V196H104V198L102 199V203H103V205H105L106 206V209H107V212L111 215V219H114V220H116L117 218H118V220H116V221H121V217H122V221H124V222H128V223H132V222H134L133 224H138V223H141V222H149L151 219H153V221H155V223H156V225H157V228L158 229H160L161 230V232L163 233L164 231V234H165V236H167V237H169V238H177V237H180L179 239H182V240H180V243L178 244L179 245V247L178 248H176V249H178V250H180L181 249V244H182V242L183 241H185V242H188V246L189 247H186L187 248V250H183V251H186L187 253H188V251H189V258H191L190 260H191V263H193L192 261H194V263L193 264H204V261H202L203 260V258L202 257H200L201 256V254L203 253V254H209V255H218V256H224L225 257V259H228V260H230L229 259V257H232V258H234V257H236L237 256V258H234V260L233 261H235L236 263H234V264H237V262L239 263H241V264H249L250 263V261L252 260L253 262H255V260H256V262L255 263H250V264H264V262L262 263V261L264 260L263 258H264V256H262V255H264V235H262L263 233H264V231L263 232H261L262 230H264V225L263 224H261V223H257L256 225L254 224V221H253V227L254 228H252L251 227V229L250 230H248V229H246L247 231H243V227H245V225H247L248 227H250V226H252L250 223L252 222V220H255L253 217H252V219H250L249 218V216H248V218L246 219V222H245V225H244V223H243V221H245V218H244V220L242 221L241 220V222L239 223V221H240V219L242 218H234V219H237L238 220V223L240 224V229H239V231L237 230V232L235 231V233L237 234V235H239V237H243L242 239L241 238H237V237H234L235 235L232 233V232H230L232 229H230V231L227 233V231L226 230H224L222 227H221V225L219 226L218 224H219V222L218 221H215V223L213 222H210V221H208V222H210V224L209 223H207L206 225H204L203 226V221L204 220H202V226H203V229H202V226H200L201 225V222L199 223V220H200V218L199 219H197V221H196V217H197V214H198V216L200 215L199 213H197L196 214V212H191V211H189L190 212V214H188V215H186L187 214V207H184L185 208V211H184V214H185V217H186V219L184 218L183 219V217H184V215H183V217H182V209H184V208H182V193L180 192ZM193 190H195V191H193ZM196 190H198L197 192H196ZM209 190V191H208ZM69 191H71V189L70 190H68L67 192H68V194H69ZM23 192H25V190H23ZM27 192V191H26ZM149 192V191H148ZM151 193H152V190L150 191ZM179 192V193H178ZM182 192H183V190H182ZM186 192V191H185ZM193 192H195V193H193ZM209 192V193H208ZM50 193V194H49ZM63 193V192H62ZM188 192L187 193H185V195H188L189 194ZM200 193V194H199ZM217 191H216V195H217ZM220 194H221V192H219ZM55 194H57V196L55 195ZM66 194V195H65ZM67 193H63V197H66L67 195H68ZM181 194V195H180ZM184 194V193H183ZM215 194V193H214ZM219 194V195H220ZM41 195V196H42ZM53 195H55V197H53ZM173 195V196H172ZM178 195H180V196H178ZM200 195H201V197H200ZM79 196V195H78ZM169 196V197H168ZM205 196H207L208 198H205ZM161 197V198H160ZM163 197V198H162ZM215 197V196H214ZM54 198H56V199H58V200H56L55 199V202L53 203V201H54V199L52 200V199ZM82 198V199H81ZM158 198H159V200H158ZM170 198V199H169ZM27 199L29 200V201H27ZM48 199H50V201L48 200ZM72 199V200H73ZM77 199H79V200H77ZM80 199H81V201H80ZM106 199V200H105ZM112 199V200H111ZM161 199V200H160ZM173 199V200H172ZM178 199L180 200V202H178ZM202 199V198H201ZM208 199V200H207ZM24 200H25V203L23 204L22 202H24ZM172 200V201H171ZM120 201H122V200H120ZM27 202H30V203H28L27 204ZM46 202H49L50 204L51 203H53V205H50L49 203H46ZM117 202V203H116ZM178 202V203H177ZM20 203L19 204H17L18 205V207H21L20 206ZM32 203V204H31ZM105 203V204H104ZM119 203V204H118ZM161 203V202H160ZM171 203V204H172ZM181 203V204H180ZM215 204H216V202H214ZM23 204V205H22ZM33 204H35V205H33ZM36 204H38V205H36ZM54 204H56L55 206H54ZM118 204V205H117ZM128 204H129V206H128ZM178 204L180 205V209L178 210V211H180L179 213H181L180 215H179V213H177L178 211H177V207L179 208V206H178ZM204 204V205H203ZM116 205H117V207H119V209L116 207ZM0 206H5V203H0ZM68 206V207H69ZM121 206V207H120ZM137 206V207H136ZM198 206H202V208L204 209V207H207V206H205V203H203L202 202V204L201 205H199L198 204ZM57 207H58V209H57ZM60 207V208H59ZM61 207H63L62 209H61ZM97 209H96V208ZM214 207V206H213ZM212 207V208H213ZM54 208V209H53ZM86 208V209H85ZM158 208V209H157ZM172 208V209H171ZM182 208V209H181ZM189 208V207H188ZM208 208V207H207ZM206 208V209H207ZM214 208H219V207H217V205L214 207ZM213 208V209H214ZM221 208V207H220ZM219 208V209H220ZM225 208H227V207H225ZM224 208V210H226ZM236 208V207H235ZM234 207H232V209H235ZM111 209V210H110ZM118 209V210H117ZM153 209H155L154 211H155V214H154V212H153ZM193 209V207L192 208H190V210H192ZM194 209H198V207L196 208H194ZM199 209H201V208H199ZM210 209H211V207H210ZM218 209V210H219ZM57 210H60V211H57ZM68 210V211H67ZM76 210H77V213H76ZM160 210V211H159ZM161 210H163V211H161ZM216 210V209H215ZM218 210H216L217 212H221L222 210H223V207H222V209H220L219 211ZM223 210V211H224ZM65 211H67V212H65ZM110 211V212H109ZM117 211V212H116ZM146 213H148L149 211H150V213H148L149 215H150V217L149 216H146V215H144V214H146ZM222 211V212H223ZM79 212V213H78ZM92 212V213H91ZM221 212V213H222ZM119 213V214H118ZM174 213V214H173ZM192 213H195L194 215L192 214ZM220 213V214H221ZM45 214V213H44ZM71 214V215H72ZM79 214V215H80ZM141 214V215H140ZM152 214V215H151ZM154 214V215H153ZM219 214V215H220ZM224 214V212L222 213V215ZM255 214V213H254ZM79 215H78V220H80L79 219ZM112 215H113V217H112ZM143 215V216H142ZM157 215H158V217H157ZM170 215V216H169ZM178 217H177V216ZM191 215H193V219H195V221H196V223H199V224H197L198 225V227L200 226V228L202 229H200V228H198L197 227V225L196 224H194L193 223V219L192 218H189V216L190 217H192ZM196 215V217H194ZM256 215V214H255ZM77 216V215H76ZM120 216V217H119ZM155 216V217H154ZM165 216H167V217H165ZM174 216V217H173ZM175 216H176V218L177 219H175ZM144 217V218H143ZM153 217V218H152ZM72 218H75L74 220L75 221H77V222H73V226H76L77 227V229H76V231L74 230V232H77V230H78V233L79 232H81L82 231V233L83 232H85V231H87V229H86V227H82V228H80L79 227V224L80 223H78V220L76 219V217H73L72 216ZM81 218V217H80ZM171 218V219H170ZM2 218H0V226L2 225V224H4V223H6L5 221H3V219L1 220ZM125 219H127V220H125ZM147 219V220H146ZM188 221V220H190V221H188V222H185L184 223V221ZM243 219V218H242ZM40 219H38V220H36V221H32L33 223H36V224H34L33 225V223H31V227H29V225H24V226H15V227H12V228H7L8 229V232H9V235L11 236V240H15V241H19V242H22V243H25V244H28L29 245V243H31L29 246H36V245H39L40 243H42V242H44V240H46L48 237L50 238V236L51 237H56L57 235H58V232H59V229H50L49 231H51V232H47V235L44 237V236H42V234H39L38 233V230L36 229V228H38V229H42V228H44V227H46L47 226V224L46 225H44V227L42 226V227H40V223L38 224L37 223V221H39ZM133 220V221H132ZM249 221V223H248V221ZM152 221V220H151ZM150 221V222H151ZM179 221V222H178ZM192 221V222H191ZM194 221V222H195ZM201 221V220H200ZM236 221V220H235ZM66 222H67V220H66ZM205 222H207V221H204V224H205ZM63 224H65V222H62ZM68 223H70V225H72V222H69L68 221ZM76 225H75V224ZM78 223V224H77ZM184 223V224H183ZM191 223H192V225H191ZM216 223H218V224H216ZM248 223V224H247ZM255 223H256V220H255ZM211 224H215V226H214V229H216L215 230V234L217 235V236H219V237H217V240H219V241H213V240H215L216 239V237H215V234H214V237H215V239L213 238V231H212V233H211V231L209 230V229H211V228H213L212 226L213 225H211ZM259 224H260V227H259ZM6 225H7V223H6ZM35 225H37V227H35L34 228V226ZM219 226V228H217L218 226ZM242 225H243V227H242ZM3 226V228H6L7 226H5V224L4 225H2ZM5 226V227H4ZM33 226V227H32ZM40 228H39V227ZM53 226L55 227V225H52L51 226V228H53ZM66 226H69V225H67L66 224ZM205 226H207V229H208V231L206 232V228H204ZM210 226H211V228H210ZM25 227H28L29 228V230H27L28 232L30 231L31 233L33 232V235L32 236H34V237H32V236H28L29 237V239H31V240H29L26 236H27V234L23 231V229L25 228ZM70 227V226H69ZM69 227H67V228H69ZM76 227H74V228H76ZM160 227V228H159ZM163 227V228H162ZM196 227V228H195ZM67 228H65L64 230H65V232H68V231H70V230H72V229H70V228H73V227H70L68 230H67ZM78 228H80V229H78ZM84 228H85V230H84ZM259 230H258V229ZM6 229V230H7ZM9 229H10V231H9ZM82 229V230H81ZM154 229H156L155 227H154ZM200 230V235H198L199 234V230ZM205 229V230H204ZM224 230L225 231V234L223 233L224 231H221L222 232V234H220L219 232H220V230ZM242 229V230H241ZM254 229H256V231L258 232V233H256L255 232V234H253L254 233ZM261 229V230H260ZM52 230H57V233H55V231H52ZM80 230V231H79ZM89 230V229H88ZM173 230V231H172ZM175 230H177L176 232H175ZM204 230V231H203ZM254 230V231H253ZM73 231V230H72ZM72 231H70V232H68V234L70 233L71 234V236H73L72 235ZM202 231H203V233H202ZM210 231V232H209ZM243 231V232H242ZM250 233H249V232ZM74 232H73V234H74ZM204 232H206V234H204ZM242 234H240V233ZM11 233V234H10ZM13 233V234H12ZM37 234V235H35V234ZM208 233V234H207ZM230 236V235H232V237L230 236V238H229V236L227 235V234ZM231 233V234H230ZM246 233H248V234H246ZM262 233V234H261ZM50 234V235H49ZM60 234V233H59ZM69 234V235H70ZM197 234V235H196ZM204 235V237H203V235ZM212 234V235H211ZM244 234V235H243ZM40 235H41V237H40ZM49 235V236H48ZM183 235V236H182ZM185 235V236H184ZM196 235V236H195ZM202 235V236H201ZM207 235H209V236H207ZM221 235H223V236H221ZM226 235V236H225ZM255 235H256V239H257V236H258V240H260L259 242H258V240H255V238L253 239L252 237H255ZM48 236V237H47ZM211 237L210 239L209 238H207V239H209V241L208 240H206V237ZM225 236V237H224ZM262 236H263V239H262ZM31 237V238H30ZM38 237H40L39 239L40 240H37V238ZM47 237V238H46ZM130 237H132V236H130ZM187 237H189V238H187ZM198 237V238H197ZM201 237H202V239H201ZM222 237H224L223 239H222ZM247 237H249V238H247ZM251 237V238H250ZM261 237V238H260ZM32 238H35V239H32ZM46 238V239H45ZM73 238V237H72ZM187 240H186V239ZM200 238V239H199ZM218 238H221V239H218ZM17 239V240H16ZM20 239V240H19ZM24 239H26V241H28L29 240V243H27ZM74 239V241L76 242L75 244H78L79 245V247L81 248V250H85L86 248H88L89 249V253H90V255L92 254V253H97V250H93L92 251V245L90 244V246H89V244H87L88 242L85 240V241H79V240H77V238H73ZM203 239H205V240H203ZM245 239V240H244ZM252 239V240H251ZM34 240H37V241H34ZM77 240V241H76ZM228 240H229V242H228ZM241 240H243V241H245V242H243V241H241ZM247 240V241H246ZM255 240V241H254ZM24 241V242H23ZM202 241H205L204 243L202 242ZM207 241V242H206ZM237 241H238V243H237ZM257 241V242H256ZM84 242H87V243H84ZM160 242V243H159ZM194 242V243H193ZM202 242V243H201ZM221 242V243H220ZM241 242L243 243V244H241ZM246 242H247V244H246ZM252 242H253V244H252ZM3 242H0V249H1V247H7V249H11V247H9L8 248V244H7V246H6V243L5 244H2ZM36 243V244H35ZM200 243V244H199ZM207 243H208V245L209 246H206L207 245ZM213 243V244H212ZM235 243V244H234ZM259 243V244H258ZM81 244V245H80ZM221 244V245H220ZM240 244V245H239ZM246 244V245H245ZM255 244V245H254ZM258 246H257V245ZM3 245V246H2ZM86 245V246H85ZM177 245V246H178ZM204 245V246H203ZM212 245V246H211ZM216 247H215V246ZM248 245H250V246H248ZM159 246H162V241L161 240H159V239H156V241L154 242V250H158V249H160V250H162V252L163 251H165V249H169L168 247H167V244H166V246H162V247H159ZM195 246V247H194ZM203 246V247H202ZM205 246H206V248H205ZM220 246V247H219ZM223 246V249L225 250H222L221 249V247ZM237 246H240V248H246V250L247 251H249L248 252V258L247 257H245V255H244V253H242V252H240L239 251V249L240 248H238ZM243 246V247H242ZM246 246V247H245ZM257 246V247H256ZM84 247V248H83ZM92 249H91V248ZM170 247H172V248H175L176 246H171V244H170ZM194 247V248H193ZM222 250V252H221V250L219 249V248ZM224 247H226V248H224ZM157 248V249H156ZM165 248V249H164ZM185 248V249H186ZM202 248H204V249H202ZM212 248H216V250H214V249H212ZM257 248H259V251L257 252ZM262 248H263V250H262ZM57 249V248H56ZM191 249V250H190ZM218 249V250H217ZM256 251H255V250ZM12 250V249H11ZM160 250H158V252H160V253H162ZM182 250V249H181ZM236 250L238 251V252H236ZM90 251H92V252H90ZM99 251V250H98ZM191 251V252H190ZM203 251V252H202ZM219 251V252H218ZM224 251V252H223ZM227 251V252H226ZM246 251V252H247ZM256 253H255V252ZM263 251V252H262ZM1 252V251H0ZM193 252V253H192ZM218 252V253H217ZM231 252L234 254H231ZM250 252H251V255L252 256H250ZM252 252H253V254H252ZM259 252L262 254H259ZM199 253H201V254H199ZM230 253V254H229ZM236 253H238V254H236ZM242 255H241V254ZM236 254V255H235ZM258 254V255H257ZM93 255V254H92ZM198 255H200V256H198ZM215 255V256H216ZM239 255V256H238ZM244 255V256H243ZM254 255H256V256H254ZM139 255H136L135 257H138ZM243 257V259H242V257ZM247 256V255H246ZM33 257V258H32ZM196 257V258H195ZM223 257V258H224ZM239 257H241V258H239ZM261 257V261L260 262H258ZM26 258H28L27 260H26ZM26 258L24 257V259L27 261V262H30V261H35V260H33L34 258H36L35 256H26ZM239 258V259H238ZM246 259V261H245V259ZM252 258V259H251ZM254 258H255V260H254ZM23 259V258H22ZM23 259V260H24ZM194 259V260H193ZM236 259V260H235ZM239 260V261H238ZM201 261V262H200ZM24 263H26L25 261H23ZM245 262V263H244Z\"/></svg>",
    "mask_w": 264,
    "mask_h": 264
}]
</instances>
